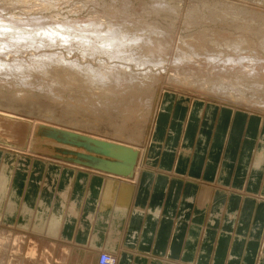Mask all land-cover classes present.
Returning a JSON list of instances; mask_svg holds the SVG:
<instances>
[{
	"label": "bare ground",
	"instance_id": "bare-ground-1",
	"mask_svg": "<svg viewBox=\"0 0 264 264\" xmlns=\"http://www.w3.org/2000/svg\"><path fill=\"white\" fill-rule=\"evenodd\" d=\"M159 1L0 0V250L8 223L17 219L59 262L72 245L84 264H100L103 253L114 264H166L125 253L124 225L131 214L161 219L144 205L133 208L139 188L154 190L160 173L189 170L208 181L198 182V194L194 187L180 197L173 225L177 238L187 232L189 239L181 252L186 261L175 263L264 264V23L242 22L235 31L204 2L184 11V4L177 10ZM240 1L218 17L234 22L232 8L248 13ZM40 126L137 150L134 175L59 158L36 136ZM223 142L218 159L212 148ZM157 159L162 168L149 174L146 166ZM222 190L258 201L253 222L247 209H226L220 201L208 208ZM194 201L190 225L185 218Z\"/></svg>",
	"mask_w": 264,
	"mask_h": 264
},
{
	"label": "crops",
	"instance_id": "crops-1",
	"mask_svg": "<svg viewBox=\"0 0 264 264\" xmlns=\"http://www.w3.org/2000/svg\"><path fill=\"white\" fill-rule=\"evenodd\" d=\"M212 136H213V131H212ZM238 138L240 140V143L237 149V155L235 156V161H234L235 168L236 166H239L240 164L241 153L243 149V136H241V139H240V136ZM195 143H196V139H194V144ZM206 155L208 157L209 154H206ZM156 169H157V166L152 168V170L150 171L153 172ZM162 172H165V171H162ZM164 174L165 173H160L156 176L155 180L153 181L154 190H150L149 186H147L144 189L139 188V191L135 197V202L133 203L134 205L133 208L144 205V208L149 209L148 211L149 214H154V212L156 211L161 212L160 213L161 219L152 220L151 218L146 217L145 214L143 215L131 214L129 219L126 221V224L124 225L125 233H124V239L122 240L123 243L121 246H123L124 249L122 250L125 251V253L133 252L134 254H138L137 255L138 257L139 255H141L142 257L151 256L154 258L156 257L160 260H164V259L172 260V261L174 260L175 262L177 260H184L183 257H181L182 256L181 252L182 250H185L184 243H186V241L189 239L187 232L183 233V235H180V238H177V235H176L177 232H176L175 226L173 225V220H176L178 222L180 220V217H179V215L181 214L180 209L183 204V201H182L181 204L179 205L180 197L187 190L191 193V190L194 187H195V192L198 194L201 190V185L198 182L200 180H206V181L208 180L205 178V175L202 174V171L200 173H193L192 171L189 172V170L187 172L175 171L174 173L175 177L169 176L168 174H165V175ZM161 175H164V176H161ZM165 176L168 177V180L167 178H165ZM145 177H146V174L142 176L141 183H145L144 182ZM182 180L184 182H182ZM212 181L214 182V180ZM160 182L162 183L164 182L165 187H162L160 185ZM228 184H231V185L233 184L232 179L229 181ZM165 188L168 189V192L166 191L167 201H166L165 208L161 209L160 211V209H158V205L160 201L165 197ZM257 192L258 190L253 192L254 197H256L257 194L259 193ZM214 194L215 195H213L208 202V208L210 207V209H212L213 202L220 201L221 203H223V207H226V209L235 208L236 210L241 211V213L242 211L244 212L245 209H247L248 214H249L250 223L253 222V218L256 216L259 210V204L256 200L252 198L247 199V198H244L241 194H235V193H225L224 192L225 195H221L217 192H214ZM195 203L196 202L194 201V203L189 205L188 218H185V222L187 223L188 222L190 223V220L192 219L194 220L193 215L197 213ZM171 212H172V215L170 216L169 214ZM175 215H177V219H175L174 217ZM204 220L205 218H203V220L201 221L202 224H204ZM219 224L220 223H218L216 228H214L216 236L219 235V230H218ZM77 227H79L78 220L76 222V225H74V232H75V229H77ZM222 230H223V226H222ZM134 231H136L135 242L131 246L127 245L126 244L127 238L128 236L131 235V232H134ZM87 240L88 238L86 239V241ZM198 243L196 244V248L194 250V256H193L194 260H195V255H198L197 253ZM166 264H174V263L167 262Z\"/></svg>",
	"mask_w": 264,
	"mask_h": 264
},
{
	"label": "rangeland",
	"instance_id": "rangeland-1",
	"mask_svg": "<svg viewBox=\"0 0 264 264\" xmlns=\"http://www.w3.org/2000/svg\"><path fill=\"white\" fill-rule=\"evenodd\" d=\"M148 1L153 2L154 0H148ZM200 1H197V0H160L159 2L162 3L163 6H168L169 4L171 7L177 10L180 9V7H177V6L184 4L185 5L183 9L184 11L192 9V8H203V4L205 3L206 6H204V8L208 9L207 7H210V9L206 11H211V12L215 11V15L213 16L214 19L218 20L220 24H229L232 27V29L235 31H236V28L242 22H246L252 26H262V24L264 23V16L257 15L262 9H264V3H263L264 0H241L240 2L242 6L245 5V8L248 9L249 12L245 13V12L238 10L237 8H232V14L235 16V19H236V21L234 22H224L221 19V17H218L217 11L221 12L222 10L231 8L232 3H235L237 0H202L201 1L202 6L199 4ZM135 9L139 10L140 5L135 3ZM221 13L225 14L224 12H221ZM182 30L184 31L185 29H182ZM3 107H7V106H3ZM7 108L12 109V107H7ZM21 108L19 107L17 108L18 110L17 109H12V110H15V111L17 110L20 113L30 114V115H35L37 113V111L36 112L28 111L23 106ZM224 146H225V142L214 143V147L212 149L216 148L218 150L219 152L217 154L218 159L223 157L222 154H223ZM158 159H157L158 164H156V162L155 163L152 162L150 165L146 166L149 174L152 173V171H150L151 167L154 168L155 166H157V169L153 171L154 173H157V171H160V169L162 168L159 166L160 164H159ZM182 182L184 181L182 180ZM35 221L36 220L33 221V225ZM33 225H32V228H33ZM14 230L16 231L20 230L22 234H19V235L15 234V232H13ZM104 230H105V226H104ZM32 231L33 230H31V234H34L32 233ZM4 234H5L4 237L5 238L7 237L8 241H5V243L3 244L0 250V263L1 264H27V261H30L32 264H36V263L45 264L43 263L44 259H46L48 263L50 264H54V263L55 264H84L85 263L81 261L80 258L76 260L77 256L73 254V251L74 252L76 251L77 246H73V248H71L72 245L70 247L67 246L68 248L67 256L66 258L64 257V259L60 260V262L58 261V258H56V254H57L56 252L53 253L47 250L45 253H43L41 244L37 245L36 239L35 240L32 238L29 239L28 235L30 234V232L25 231L24 227H19V224L17 223V219H15L11 223H8V228H6V230L4 231ZM105 236H107L106 232H105ZM25 240H29L31 241V243L29 241L25 243ZM85 242H88V241H85ZM119 244H118V247L120 246ZM126 244L128 245L127 242ZM55 245H57L56 242H55ZM131 245L132 244H130V246ZM75 260H76V263H75ZM170 262L172 263L174 262V260L173 261L170 260ZM175 262L178 263L177 261Z\"/></svg>",
	"mask_w": 264,
	"mask_h": 264
},
{
	"label": "water",
	"instance_id": "water-1",
	"mask_svg": "<svg viewBox=\"0 0 264 264\" xmlns=\"http://www.w3.org/2000/svg\"><path fill=\"white\" fill-rule=\"evenodd\" d=\"M36 136L52 144L43 145L56 150L59 158L119 176L134 175L139 152L131 147L46 126Z\"/></svg>",
	"mask_w": 264,
	"mask_h": 264
},
{
	"label": "built area",
	"instance_id": "built-area-1",
	"mask_svg": "<svg viewBox=\"0 0 264 264\" xmlns=\"http://www.w3.org/2000/svg\"><path fill=\"white\" fill-rule=\"evenodd\" d=\"M100 264H114L113 261L110 260V256H108L107 254L103 253L100 256Z\"/></svg>",
	"mask_w": 264,
	"mask_h": 264
}]
</instances>
